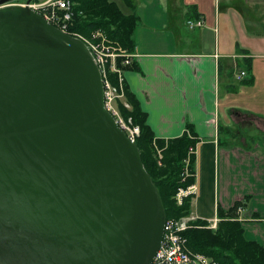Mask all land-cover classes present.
Masks as SVG:
<instances>
[{
  "label": "water",
  "instance_id": "95a60500",
  "mask_svg": "<svg viewBox=\"0 0 264 264\" xmlns=\"http://www.w3.org/2000/svg\"><path fill=\"white\" fill-rule=\"evenodd\" d=\"M166 220L85 42L0 8V264H151Z\"/></svg>",
  "mask_w": 264,
  "mask_h": 264
},
{
  "label": "crops",
  "instance_id": "0c3cea01",
  "mask_svg": "<svg viewBox=\"0 0 264 264\" xmlns=\"http://www.w3.org/2000/svg\"><path fill=\"white\" fill-rule=\"evenodd\" d=\"M126 2L130 13L139 16L134 51L139 69L126 70L125 82L156 138L181 136L189 123L199 140L198 190L190 214L211 220L219 204L230 209L242 201L238 218L245 236L264 246V134H244L248 141L256 140L250 149L219 142L221 128L245 133V123H239L246 121L245 114L256 117L252 125L264 123V52L243 45V38H264V0ZM196 14L205 25L190 31L187 21L197 19ZM249 60L254 80L235 88L230 77H236V68L251 75ZM261 128L257 125L264 132Z\"/></svg>",
  "mask_w": 264,
  "mask_h": 264
},
{
  "label": "trees",
  "instance_id": "16d2710c",
  "mask_svg": "<svg viewBox=\"0 0 264 264\" xmlns=\"http://www.w3.org/2000/svg\"><path fill=\"white\" fill-rule=\"evenodd\" d=\"M73 2V30L90 36L95 31H102L106 38L113 44L120 46L130 53L136 49L135 30L139 23V16L135 13H125L116 0H71ZM196 10L195 6H189ZM195 18L200 15L196 14ZM193 19V18H191ZM118 66L126 71L139 69L133 60L130 64H122L119 58ZM249 76L242 81L251 84L254 80L251 61L247 64ZM113 85L119 88L118 75L109 72ZM124 99L118 100L119 108L126 118L140 126L141 133L136 142L141 152L145 168L158 186L166 210L167 219H178L189 215L195 194L182 196L181 202L177 198L180 189H186L197 184L198 155L190 152V147L196 146L199 140L193 126L187 124V130L178 137L170 139L156 138L147 122V113L141 108L136 96L127 83L123 82ZM129 104V107L125 106ZM245 119L251 123L256 118L251 115ZM257 121V120H256ZM258 126L264 128V123L258 121ZM261 128V129H262ZM219 142L223 146L241 144L250 149L252 143L240 131L230 127L221 128ZM249 197L246 198L248 200ZM242 201L236 202L230 209L217 206L218 227L211 229L208 221L196 219L184 232L187 246L195 253H201L214 259L217 264H264V246L255 240L247 239L245 228L238 218L237 209L243 206Z\"/></svg>",
  "mask_w": 264,
  "mask_h": 264
},
{
  "label": "built area",
  "instance_id": "2783aa9c",
  "mask_svg": "<svg viewBox=\"0 0 264 264\" xmlns=\"http://www.w3.org/2000/svg\"><path fill=\"white\" fill-rule=\"evenodd\" d=\"M9 6L28 7L39 13L46 21L61 31L85 42L102 73L105 86L106 109L115 117L117 124L126 133L128 138L136 142L141 133L140 126L135 124L132 118H126L118 107V100L124 98L122 86L124 71L118 66V60L121 58L122 64H130L134 60V53L127 52L120 46L111 43L101 31H95L90 36H86L73 30L74 10L71 0H10L0 4V8ZM187 24L191 29H194L204 26L205 22L204 19L199 17L197 19H189ZM110 71L119 74V88L111 82L109 78ZM246 75V71L242 69L236 74V78L243 80ZM125 106L129 107V104L125 103ZM190 152L198 155L197 144L194 147H190ZM197 190L196 184L186 189H180L177 194L179 202H181L182 196L195 194ZM242 211L243 206L238 207L237 214H241ZM195 220L196 217L192 214L178 219H167L162 244L151 264H217L209 256L195 252L192 254L189 251L184 232L190 227L191 222ZM208 221L209 228L216 229L218 227V217Z\"/></svg>",
  "mask_w": 264,
  "mask_h": 264
},
{
  "label": "rangeland",
  "instance_id": "374dc122",
  "mask_svg": "<svg viewBox=\"0 0 264 264\" xmlns=\"http://www.w3.org/2000/svg\"><path fill=\"white\" fill-rule=\"evenodd\" d=\"M117 1V3L120 5V7L122 8V10L125 12V13H130V11H131V9L129 8L130 6L127 4V2H126V0H116ZM188 24H186V27H187V29L188 30H192L190 27H189V25L187 26ZM196 29V28H195ZM102 32V31H101ZM80 33V32H79ZM103 33V32H102ZM80 34H82V33H80ZM83 35V34H82ZM105 35V34H104ZM243 45L245 46V47H248L252 52H264V38H255V37H252V38H243ZM263 43V44H262ZM187 46H193V43L192 44H187ZM240 70L238 69V68H236V73L237 72H239ZM125 72V71H124ZM117 75H118V80H119V74L117 73V72H115ZM124 74V73H123ZM231 79H232V81L235 83V88H239V87H245L244 85H246V86H248V85H250V84H242V82L241 83H239V81H238V79L236 78V77H230ZM124 82V81H123ZM123 82H122V86H123ZM124 92V91H123ZM124 99V98H123ZM118 107H119V105H118ZM120 109V108H119ZM121 111V110H120ZM262 114H264L263 112H262ZM239 120V119H238ZM247 121V120H246ZM246 121H241V120H239V123L240 124H243V123H245V124H243L244 126L242 127L243 128V131L245 132V133H243L242 131V133L243 134H248L249 132H251V133H254L255 132V135H262V134H264V132H260L258 129H257V125H258V123H256L255 122V124L256 125H252V123L250 122L249 123V121L248 122H246ZM208 221V220H207ZM209 222V221H208ZM212 229V228H211ZM188 247V246H187ZM189 249V251L193 254V251L190 249V248H188Z\"/></svg>",
  "mask_w": 264,
  "mask_h": 264
}]
</instances>
